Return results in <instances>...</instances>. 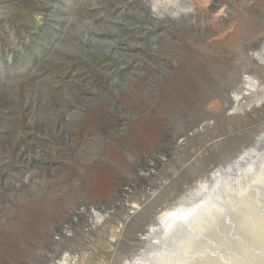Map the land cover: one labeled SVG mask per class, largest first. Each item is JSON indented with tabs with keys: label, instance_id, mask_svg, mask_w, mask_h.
Segmentation results:
<instances>
[{
	"label": "rangeland",
	"instance_id": "374dc122",
	"mask_svg": "<svg viewBox=\"0 0 264 264\" xmlns=\"http://www.w3.org/2000/svg\"><path fill=\"white\" fill-rule=\"evenodd\" d=\"M192 3L0 0V264H264V0Z\"/></svg>",
	"mask_w": 264,
	"mask_h": 264
},
{
	"label": "bare ground",
	"instance_id": "6f19581e",
	"mask_svg": "<svg viewBox=\"0 0 264 264\" xmlns=\"http://www.w3.org/2000/svg\"><path fill=\"white\" fill-rule=\"evenodd\" d=\"M142 1H143V4L146 6V8H149V9L152 11L151 13L158 14V15H160V16H162V17L164 16V17H173V18H175V17H177V16H181V15H180L181 13H182V14L185 13V14L191 15V14H194V13L196 12V7H195L194 3H192V0H142ZM43 6H44L45 8H47V9H50V12H52V11L54 10V8L56 7V5L54 6V5L51 4V3H45V2L43 3ZM56 10H58V8H57ZM167 12H168V13H167ZM185 14H184V15H185ZM165 19H166V18H165ZM174 22H175V21H174ZM95 32H99V33H100V32H103V29H95ZM89 35H90V37H91L93 40L95 39V34H94V33H91V34H89ZM262 48H263L262 51H256V52L253 54V59H255L254 61H255L256 63H258L259 65H261V66L264 67V45L262 46ZM263 69H264V68H263ZM251 87H253V88L257 87V83H256V82L252 83ZM248 90H249V89H248ZM257 105H258V104H257ZM238 106H239V100H238V98L235 97V107H234V110H235V111H234V112H238V111L240 110V109L238 108ZM261 106H262V105H261ZM259 145H260V144H259ZM263 158H264V157H263ZM253 159H256V158H253ZM251 163H255V160L252 161V159H251ZM262 163H263V162H262ZM262 163H261V164H262ZM253 165H254V164H253ZM253 165H252V166H253ZM250 166H251V165H250ZM255 166H256V165H255ZM255 166H254V167H255ZM263 166H264V164H263ZM263 166H262V167H263ZM247 168H248V167H247ZM240 169H243V170L245 171L246 168H244V167H240ZM249 169H250V168H249ZM251 169H252V168H251ZM255 169L257 170L256 167H255ZM246 171H247V170H246ZM253 171H254V168H253L252 172H253ZM249 172H250V171H249ZM259 172H260V171H258V173H259ZM239 173H240V172L237 171V172H235L236 176H228L226 179H227V180H228V179H230V180L233 179V180H234V179L238 178V180H239V179L241 178V175H242V174H239ZM213 174H214V173H213ZM244 174H245V173H244ZM255 174H257V172H255ZM230 175H231V174H230ZM253 175H254V174H253ZM257 175H259V174H257ZM219 176H220V175H219ZM244 176H245V175H244ZM246 176H247V175H246ZM248 176H249V175H248ZM254 176H255V175H254ZM259 176H261V174H260ZM239 177H240V178H239ZM255 177H256V176H255ZM255 177H254V178H255ZM252 178H253V177H252ZM252 178H251V179H252ZM257 178H258V177H257ZM259 179H260V178L257 179V181H260L259 183H262L261 181L264 182V180H262V179L259 180ZM238 180H237L236 182H238ZM246 180H247V179H246ZM251 181H252V180H251ZM253 181H254V180H253ZM257 181L255 180L254 182H256V183H254V182H252V183L254 184L255 187L258 188L259 186H257V184H258ZM225 182H226V181H225ZM245 182H246V181H245ZM220 183H221V182H220ZM227 183H228V181H227ZM239 183H240V181H239ZM242 183H243V182H242ZM242 183H241L240 185L243 186L244 183H243V184H242ZM252 183H251V184H252ZM237 184H238V183H237ZM253 184H252V185H253ZM263 184H264V183H263ZM218 185H220V184H218ZM218 185H216V186L219 187ZM232 185H233V183H232ZM232 185H231V186H232ZM231 186H230V187H231ZM246 186H247V185H246ZM225 187H226V186H225ZM252 187H253V186H252ZM203 188H206V187H203ZM215 188H216V187H215ZM228 188H229V187H228ZM232 188H233V187H232ZM238 188H239V187H238ZM246 188H247V187H246ZM250 188H251V187H250ZM250 188H249V189H250ZM253 188H254V187H253ZM199 189H200V188H199ZM239 189H240V188H239ZM251 189H252V188H251ZM251 189H250V190H251ZM200 190H201V189H200ZM217 190H220V193H218L219 196L223 194V193H222V192H223V189H222L221 187H220L219 189L217 188ZM217 190H216V191H217ZM232 190H235V189H232ZM244 190H246V189H245V188H244V189H241L240 192H242V191H244ZM213 191L215 192V190H213ZM213 191H212V192H213ZM195 192H196L195 190H192L191 193L188 195L189 198L191 197V198L193 199V200H192L193 202L195 201V198H196V193H195ZM198 192H199V191H198ZM217 192H218V191H217ZM229 192H230V190H229ZM229 192H228V193H229ZM231 192H232V191H231ZM238 192H239V191H238ZM238 192H236V193H238ZM249 192H251V191H248V192H246V193H249ZM208 193H209V192H208ZM210 193H211V192H210ZM210 193H209V196H211ZM236 193H234V194H236ZM242 193H243V192H242ZM254 193H255V192H254ZM256 193H257V192H256ZM256 193H255V194H256ZM206 194H207V193H206ZM197 195H199V194H197ZM207 195H208V194H207ZM215 195H216V194H215ZM215 195L213 194V196H215ZM236 195H237V194H236ZM239 195H242V194H239ZM243 195H244L245 197H247L249 194L246 195L245 193H243ZM250 195H251V194H250ZM219 196H217L218 199H219ZM223 196H224V195H223ZM223 196H221V198H222ZM225 196H226V195H225ZM225 196H224L223 198H226V197H227V196H226V197H225ZM230 196L232 197L231 194H230ZM252 196H253V194H252ZM240 197H241V196H238V198H240ZM248 197H249V196H248ZM248 197H247L246 199H244L245 202H246L247 199H251V197H250V198H248ZM227 198H228V197H227ZM242 198H243V197H242ZM253 198H254V197H253ZM256 198H257V197H256ZM259 198H260V197H259ZM232 199H233V197H232ZM232 199H231V200H232ZM234 199H235V198H234ZM260 199H261V198H260ZM260 199H259V201H260ZM262 199H263V198H262ZM262 199H261V201H263ZM188 200H189V199H188ZM209 200H210V197H209ZM209 200H208V201H209ZM213 200H214V199L211 198V201H213ZM215 200H216V198H215ZM215 200H214V201H215ZM220 200H221V199H220ZM228 200H229V198H228ZM237 200H238V199H237ZM241 200H242V199H241ZM253 200H254V199H253ZM256 200H258V199H256ZM204 201H205V200H203V202H204ZM225 201H226V200H225ZM234 201H235V200H234ZM234 201H233V202H234ZM248 201H252V199H251V200H248ZM182 202H183V201H182ZM185 202H186V201H185ZM189 202H190V201H189ZM231 202H232V201H231ZM239 202H241V201H239ZM242 202H243V200H242ZM254 202H255V200H254ZM187 203H188V202H187ZM191 203H192V202H191ZM208 203H209V202H208ZM210 203H211V202H210ZM215 203H216V202H215ZM222 203H224V202L222 201ZM226 203H227V202H226ZM228 203L230 204V202H228ZM243 203H244V202H243ZM246 203H247V202H246ZM246 203H245V204H246ZM189 204H190V203H189ZM204 204H205V203H204ZM206 204H207V202H206ZM213 204H214V203H213ZM216 204H217V203H216ZM216 204H215V205H216ZM229 204H228V205H229ZM245 204H244V205H245ZM255 204H256V203H255ZM257 204H259V203H257ZM178 205H179V204H178ZM194 205H195V204H194ZM198 205H199V204H198ZM207 205H208V204H207ZM209 205H210V204H209ZM215 205H212V207L215 206ZM224 205H225V204H224ZM228 205H227V206H228ZM231 205H232V203H231ZM235 205H237V204H235ZM247 205H249V203H248ZM247 205H245V206L247 207ZM250 205H251V204H250ZM250 205H249V206H250ZM261 205H262V204H261ZM261 205H258V206H259V209H261V207H260ZM186 206H187V205H186ZM199 206H200V205H199ZM201 206H202V205H201ZM201 206H200V207H201ZM205 206H206V205H205ZM222 206H223V205H222ZM222 206H221V207H222ZM233 206H234V204H233ZM237 206H238V205H237ZM189 207H190V206H189ZM200 207H198V208H200ZM206 207H207V206H206ZM216 207H217V205H216ZM218 207H219V205H218ZM218 207H217V208H218ZM228 207H229V206H228ZM234 207H235V206H234ZM241 207H242V206H241ZM246 207H245V208H246ZM174 208H175V207H174ZM182 208H183V207H182ZM186 208H188V207H186ZM195 208H196V206H195ZM209 208H211V206L208 207V209H209ZM252 208H254L253 211L256 209L254 206H253V207L251 206V207H250V210H251ZM200 209H202V208H200ZM212 209H214V207H213ZM218 209H219V208H218ZM220 209H221V208H220ZM225 209H226V208H225ZM186 210H187V209H186ZM210 210H211V209H210ZM228 210H230V207H229ZM231 210H232V209H231ZM231 210H230V211H231ZM247 210H249V209H248V208L246 209V213H247ZM256 210H257V209H256ZM136 211H137V209H136ZM223 211H224V210H223ZM223 211H222V212H223ZM230 211H228V213H230ZM232 211H233V210H232ZM172 212H173V211H172ZM182 212H183V211H182ZM182 212H181V213H182ZM192 212H194V211H190V215H191ZM195 212H196V211H195ZM197 212H199V210H198ZM200 212H201V211H200ZM210 212H211V211H210ZM224 212L226 213V210H225ZM249 212H251L252 216H257V215H254V214H253V213H255V212H253V213H252V211H249ZM249 212L247 213V216L250 217V215H248V214H250ZM259 212H260V210H259ZM259 212L257 211V213H258V217H256V219L259 218V216H261L262 218L264 217V216H262L263 214H262V215H259ZM131 213H133V212H131ZM165 213H166V212H165ZM185 213H186V212H185ZM220 213H221V212H220ZM228 213H226V214L228 215ZM246 213H245V214H246ZM257 213H255V214H257ZM188 214H189V213H188ZM194 214H195V213H194ZM194 214H193V215H194ZM201 214H202V213H201ZM260 214H261V213H260ZM132 215H134V214H132ZM165 215H166V214H165ZM175 215H176V214H175ZM175 215L172 216V214H171V216L169 215V218H168V220H171V221H172L173 225H174V223H175V225H174V226H175V230L177 229V228H176L177 225H179V227H181L182 225H183V227H185L184 224L187 226V224H186V223H187V220H186V219H188V217L186 216L187 214H185V217H187L186 219L182 217L184 214H183L182 216L180 215L181 218H180L178 215H177V216H175ZM195 215H196V214H195ZM195 215L193 216L194 218H195ZM199 215H200V214H199ZM202 215H203V214H202ZM202 215H201V216H202ZM230 215H231V213H230ZM196 216H197V215H196ZM203 216H204V215H203ZM221 216H222V217L224 216L225 218H227V216H225L224 213H221ZM252 216H251V217H252ZM204 217H205V216H204ZM204 217H203V218H204ZM224 217H223V218H224ZM249 217H248V218H249ZM251 217H250V220H249V221H251V219H252ZM261 217H260V218H261ZM196 218H197V217H196ZM201 218H202V217H201ZM225 218H224V219H225ZM231 218H232V217H231ZM248 218H247V219H248ZM260 218H259L258 220H260ZM104 219H105V215L96 214V219H95V221H93V224H96V225H97V224L101 223ZM192 219H193V218H192ZM197 219H199V218H197ZM205 219H206V218H205ZM229 219H230V218H229ZM229 219H227V221H229ZM247 219H246V220H247ZM253 219H254V218H253ZM190 220H191V219H190ZM261 220H263V219H261ZM171 221H170V222H171ZM194 221H195V219H194ZM194 221H193V224H194ZM197 221H198V220H197ZM203 221H204V219H203ZM223 221H224V220H222V222H223ZM231 221H232V220H231ZM231 221H230V222H231ZM252 221H253V220H252ZM168 222H169V221H168ZM168 222H167V223H168ZM188 222H189V221H188ZM230 222H229V224H230ZM233 222H234V221H233ZM245 222H246V221H245ZM159 223H160V222H159ZM224 223L226 224L227 222H224ZM249 223H250V222H249ZM252 223H254V221H253ZM260 223H261V222H260ZM260 223H258V226H260V225H259ZM188 224H189V223H188ZM193 224H191V226H192ZM195 224H196V221H195ZM195 224H194V227H195ZM200 224H201V223H200ZM261 224L263 225V222H262ZM168 225H169L170 228H171V224L168 223ZM204 225H205V224H204ZM254 225H255V224H254ZM254 225H253V226H254ZM262 225L260 226L261 229H262ZM200 226H202V225H200ZM230 226H231V225H230ZM232 226H233V224H232ZM251 226H252V225H251ZM253 226L251 227V229H253ZM163 227H164V226H163ZM165 227H166V226H165ZM194 227H193V228H194ZM198 227H199V225H198ZM198 227H197V228H198ZM213 227H214V223L210 224L209 226L206 225L204 228H203V227H202V228L199 227V230H201V231L197 230V231H198L197 233H198V235H200V234H205V233H209V231H210ZM254 227H256V225H255ZM260 227H256V228H254V229H253V230H255L254 233H255V232L258 233V231H260V229H259ZM170 228H169V229H170ZM186 228H187V227H186ZM189 228H190V227H189ZM195 228H196V227H195ZM195 228H194V229H195ZM263 228H264V227H263ZM162 229H164V231L166 230L165 228H162ZM162 229H161V230H162ZM169 229H168V230H169ZM183 229H184V228H183ZM190 229H191V228H190ZM190 229H189V230H190ZM256 229H258V231H257ZM175 230H173V231H175ZM178 230H179V228H178ZM178 230H177V231H178ZM263 230H264V229H263ZM164 231H163V232H164ZM173 231H172V232H173ZM186 231H187V230H186ZM190 231H191V230H190ZM190 231H188V233H189ZM261 231H262V230H261ZM150 232H151V231L149 230L148 233H142V234H139V235H138V239L141 240V241H146L149 237L151 238V233H150ZM159 232H160V231H159ZM178 232H179V231H178ZM180 232H181V230H180ZM192 232H193V230L190 232L189 235H192ZM219 232H220V233H218L219 235L222 234L221 231H219ZM263 232H264V231H263ZM210 233L213 234L212 232H210ZM233 233H234V232H233ZM233 233H232V234H233ZM256 233H255V235H257ZM218 234H217V235H218ZM223 234H224V233H223ZM227 234H228V233H227ZM260 234H261V235H260ZM164 235H165V234H164ZM177 235H178V233H177ZM180 235H182V234H180ZM183 235H184V234H183ZM187 235H188V234H187ZM189 235H188V236H189ZM229 235H230V234H229ZM233 235H234V234H233ZM233 235H232V236H233ZM262 235H263V237H264V233H263V234H262V233H259L258 238L260 239V236H262ZM161 236H163V235H161ZM194 236H195V235H194ZM194 236L192 235L191 240L193 239ZM215 236H216V235H215ZM224 236H225V235H224ZM224 236H223L222 238H224ZM166 237H168V238H167V239L165 238V240H167L168 242H174V241H176V239H175V238H176V232H175V233L173 232L172 235H168V236H166ZM181 237H182V236H181ZM189 237H190V236H189ZM200 237H201V235H200ZM200 237H198V238H200ZM216 237H217V236H216ZM218 237H219V236H218ZM225 237L228 238V236H225ZM230 237H231V236H230ZM233 237H234V236H233ZM237 237H238V235H237ZM263 237H261V239H263ZM161 238H163V237H161ZM177 238H178V237H177ZM205 238H206V236H205ZM208 238H209V235H208ZM210 238H211V237H210ZM214 238H215V237H214ZM219 238H220V237H219ZM234 238H236V237H234ZM179 239H183V238H179ZM184 239H185V238H184ZM202 239H203V238H202ZM202 239H201V240H202ZM211 239H212V238H211ZM211 239H208V240L211 241ZM217 239H218V238H217ZM150 240H151V239H150ZM150 240H149V241H150ZM193 240H194V239H193ZM198 240H199V239H198ZM204 240H205V239H204ZM214 240H215V239H214ZM220 240H221V239H220ZM220 240H219V242H220ZM225 240H226V239H225ZM225 240H224V241H225ZM180 241H181V240H180ZM187 241H188V240H187ZM189 241H190V240H189ZM195 241H197V237H196ZM210 241H208V242H210ZM215 241H217L216 243H218V240H215ZM221 241H222L221 243H223V240H221ZM262 241H263V243H264V239H263ZM262 241L260 240V243H261ZM168 242H167V243H168ZM197 242L199 243L200 240L197 241ZM202 242H203V240H202ZM202 242H200V245H201V246H202V244H203ZM208 242H207V243H208ZM182 243L185 244V242H182ZM186 243H188V242H186ZM193 243H194V242H193ZM198 243H195V244H197V246H198ZM201 243H202V244H201ZM207 243H206V244H207ZM221 243H220V244H221ZM226 243H227V242H226ZM226 243H225V244H226ZM168 244H169V243H168ZM173 244H174V243H173ZM191 244H192V243H191ZM191 244H190V242H189V244H185V247L182 246V248H183L184 250L188 251V250H190V249L192 248L191 246H193V245H191ZM206 244H203V245H204V246H203V247H204V251H205V246L210 245V244H207V245H206ZM227 244H228V243H227ZM171 245H172V244H171ZM200 245L198 246L199 248L201 247ZM218 245H219V243H218ZM218 245H217V247H218ZM223 245H224V244H223ZM260 245L262 246L263 244H260ZM197 246H196V247H197ZM219 246H220V245H219ZM221 246H222V244H221ZM263 246H264V245H263ZM172 247H173V246H172ZM208 247H209V246H208ZM208 247H207V248H208ZM244 247H245V246H244ZM244 247L242 246L241 248H244ZM258 247H260V246H258ZM187 248H188V249H187ZM189 248H190V249H189ZM199 248H198V249H199ZM207 248H206V250H207ZM210 248H212V247L210 246ZM222 248H223V247H222ZM178 249H180V248L178 247ZM193 249L196 250L195 247H194ZM198 249H197V252H198ZM213 249H214V246H213ZM216 249H217V248H216ZM260 249H262V248H260ZM263 249H264V248H263ZM167 250H168V249H167ZM167 250L165 251V252H166L165 254L168 255V253H167L168 251H167ZM194 250H193V251H194ZM201 250L203 251V249H201ZM201 250L199 249L200 252H201ZM208 250H209V249H208ZM210 250H211V249H210ZM214 250H215V249H214ZM155 251H156V250H155ZM163 251H164V250H163ZM190 251H191V250H190ZM178 252H181V251H178ZM183 252H184V251H183ZM191 252H192V251H191ZM200 252H199V253H200ZM255 252H256V254H257L258 251L255 250ZM260 252H261V251H260ZM169 253H170V252H169ZM193 253L196 254L195 251H194ZM205 253H206V251L203 252V255H204ZM212 253H213V252H212ZM222 253H223V252H222ZM262 253H264V252H262ZM159 254H162V253H159ZM163 254H164V253H163ZM170 254H171V253H170ZM172 254H173V253H172ZM174 254H175V253H174ZM174 254H173V256H175ZM179 254H180V253H179ZM179 254H178V255H179ZM181 254L183 255L184 253H181ZM217 254H218V253H217ZM147 255H148V254H147ZM167 255H165V256H167ZM186 255H187V254H185V256L183 255L184 258L186 257ZM196 255H197V254H196ZM199 255H200V254H199ZM199 255H198V256H199ZM214 255L216 256V254H214ZM259 255H261V253H260ZM263 255H264V254H263ZM263 255H262V256H263ZM159 256H160V255H159ZM173 256H172V257H173ZM179 256H180V255H179ZM183 256H181V257H183ZM198 256H197V257H198ZM200 256H201V255H200ZM200 256H199V257H200ZM208 256H210V255H208ZM212 256H213V254H212ZM215 256H214V257H215ZM217 256H218V255H217ZM217 256L215 257L216 259H217ZM224 256H226V255H224V253H223V257H224ZM233 256H234V255H233ZM233 256H232V257H233ZM235 256H236V255H235ZM237 256H239V255H237ZM237 256H236V257H237ZM255 256H256V255H255ZM157 257H158V256H157ZM161 257H164V256L161 255ZM181 257H180V258H181ZM190 257H191V256H190ZM190 257H189V259H190ZM203 257H204V256H203ZM203 257H202V258H203ZM205 257H206V254H205ZM220 257L222 258V256H219L218 258H220ZM232 257H231V259L234 258V257H233V258H232ZM258 257H259V256H258ZM152 258H153V257H152ZM174 258H176V256H175ZM186 258H187V257H186ZM191 258L193 259V257H191ZM208 258H209V257H207V259H208ZM210 258H211V256H210ZM212 258H213V257H212ZM215 258H213V259H214V261L216 262L217 260H215ZM227 258H228V257H227ZM229 258H230V257H229ZM261 258H262V257H261ZM148 259H149V258H148ZM155 259H156V257H155ZM155 259H153L154 264H157L158 261L155 260ZM161 259H162V258H160V259H158V260H161ZM165 259H168V260H169V259H171V256H170V258H165ZM181 259H183V258H181ZM181 259H180V260H181ZM189 259H188V258L186 259L187 262H186L185 264H187V263L189 262ZM192 259H190V260H192ZM197 259H198V258H197ZM203 259H204V258H203ZM235 259H236V258H235ZM240 259H241V258H240ZM262 259H263V258H262ZM172 260H173V258H172ZM174 260H175V259H174ZM198 260L200 261V258H199ZM201 260H202V259H201ZM204 260H205V259H204ZM204 260H203V261H204ZM208 260H209V259H208ZM223 260H226V258L223 259ZM65 261H66V263H67V259H66ZM153 261H152V262H153ZM161 261H162V260H161ZM169 261H170V260H169ZM176 261H178V259H176ZM176 261H175V263H176ZM192 261H194V259H193ZM192 261L189 262V263H192ZM232 261H233V260H232ZM232 261H231V262H232ZM252 261H253V260H252ZM261 261H262V260H261ZM167 262H168V261H167ZM170 262H171V261H170ZM182 262H185V260L182 261ZM210 262H212L213 264L215 263V262H213V260H210ZM217 262H220V263H221V261H217ZM226 262H227V261H226ZM228 262H229V261H228ZM234 262H235V261H234ZM139 263H140V261H139ZM141 263H142V262H141ZM161 263H162V262H161ZM163 263H164V262H163ZM179 263H180V261H179ZM189 263H188V264H189ZM195 263H196V262L194 261V264H195ZM204 263H206V261H204L203 263L200 262V264H204ZM222 263H223V262H222ZM222 263H221V264H222ZM229 263H230V262H229ZM235 263H238V260H237V262H235ZM239 263H240V262H239ZM239 263H238V264H239ZM245 263H246V262H245ZM69 264H70V262H69ZM168 264H170V263H168ZM181 264H183V263H181ZM207 264H209V263H207ZM216 264H217V263H216ZM223 264H225V261H224ZM233 264H234V263H233ZM240 264H241V263H240ZM246 264H247V263H246ZM260 264H261V263H260ZM262 264H263V263H262Z\"/></svg>",
	"mask_w": 264,
	"mask_h": 264
},
{
	"label": "water",
	"instance_id": "95a60500",
	"mask_svg": "<svg viewBox=\"0 0 264 264\" xmlns=\"http://www.w3.org/2000/svg\"><path fill=\"white\" fill-rule=\"evenodd\" d=\"M255 146H257V145H255Z\"/></svg>",
	"mask_w": 264,
	"mask_h": 264
}]
</instances>
